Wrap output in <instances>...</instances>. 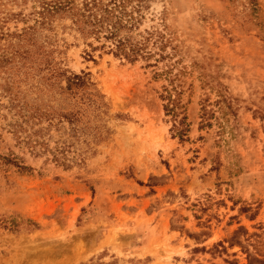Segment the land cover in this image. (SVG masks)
<instances>
[{
  "label": "rangeland",
  "instance_id": "374dc122",
  "mask_svg": "<svg viewBox=\"0 0 264 264\" xmlns=\"http://www.w3.org/2000/svg\"><path fill=\"white\" fill-rule=\"evenodd\" d=\"M252 1H145L131 34L163 54L153 66L68 16L36 25L52 64L86 73L103 105L40 70L0 69V264H264V0ZM35 8L0 0L1 48H16ZM174 76L188 102L182 140L160 98ZM33 103L80 121L33 120ZM71 243L77 256L61 255Z\"/></svg>",
  "mask_w": 264,
  "mask_h": 264
},
{
  "label": "trees",
  "instance_id": "16d2710c",
  "mask_svg": "<svg viewBox=\"0 0 264 264\" xmlns=\"http://www.w3.org/2000/svg\"><path fill=\"white\" fill-rule=\"evenodd\" d=\"M147 0H82L80 3L74 0H38L39 8L34 9L35 24L23 28L19 33H13L20 42L10 44L11 52L0 47V69L8 64L5 70L19 71L22 67H29L30 71L40 70L43 72V78L53 85L57 80H65L66 85H59L61 92L76 97L82 104L88 105L90 108L98 111L103 105L101 94L98 92L95 84L90 81L87 74L71 73L66 75V70L55 67L52 64L50 51L38 45L36 39L37 24L43 26L50 24L55 18L68 16L71 18L76 29L85 37L93 36L96 39L104 38L110 42V49L116 56H122L130 62L143 58L147 61V65L153 66L158 58L163 54H158L152 50H147L148 37L136 39L132 36L131 30L138 21L140 7ZM255 4L254 0L251 2ZM37 25V26H36ZM105 43V42H104ZM102 43L100 46H105ZM35 47V48H34ZM153 61L151 62V60ZM45 71V72H44ZM27 72V71H26ZM169 71L165 70V73ZM170 73V72H169ZM157 74H162L157 73ZM176 76L169 78L171 90L164 86L165 94H161L163 100V110L166 115L171 117L173 121L171 129L182 140L188 132V122L186 115V105L188 102H182V86L174 85ZM177 79V78H176ZM180 87V88H179ZM211 89H215L218 99L215 104L221 112H225L230 107V101L225 96L223 85H211ZM173 91V93H172ZM13 99H19L18 94H13ZM18 97V98H17ZM17 105V104H16ZM28 107L25 104V108ZM27 117L33 120L49 118L55 114L72 122H79L80 113L75 112L55 113L40 104L33 103L29 105ZM211 111L206 105H202L201 126L210 125ZM6 159V158H4Z\"/></svg>",
  "mask_w": 264,
  "mask_h": 264
},
{
  "label": "bare ground",
  "instance_id": "6f19581e",
  "mask_svg": "<svg viewBox=\"0 0 264 264\" xmlns=\"http://www.w3.org/2000/svg\"><path fill=\"white\" fill-rule=\"evenodd\" d=\"M76 246H77V244L71 243L70 245L66 246L65 248H62L61 251H60V254L61 255H65V253L75 252L74 254L76 255L77 254ZM67 256H69V255H67Z\"/></svg>",
  "mask_w": 264,
  "mask_h": 264
}]
</instances>
